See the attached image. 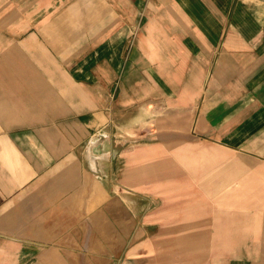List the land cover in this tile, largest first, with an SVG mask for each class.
<instances>
[{
  "label": "crops",
  "instance_id": "0c3cea01",
  "mask_svg": "<svg viewBox=\"0 0 264 264\" xmlns=\"http://www.w3.org/2000/svg\"><path fill=\"white\" fill-rule=\"evenodd\" d=\"M0 264H264V0H0Z\"/></svg>",
  "mask_w": 264,
  "mask_h": 264
},
{
  "label": "rangeland",
  "instance_id": "374dc122",
  "mask_svg": "<svg viewBox=\"0 0 264 264\" xmlns=\"http://www.w3.org/2000/svg\"><path fill=\"white\" fill-rule=\"evenodd\" d=\"M120 133V132H119ZM125 132H124V134H123V132H121L120 133V135H119V138H121L122 136L121 135H124L125 136ZM127 135L129 136V135H131V132H127ZM126 138H127V136H126ZM130 139H133V138H130ZM127 144H128V142H126Z\"/></svg>",
  "mask_w": 264,
  "mask_h": 264
}]
</instances>
